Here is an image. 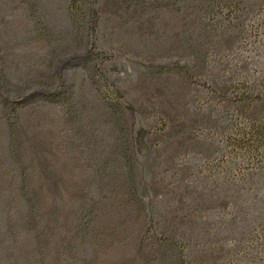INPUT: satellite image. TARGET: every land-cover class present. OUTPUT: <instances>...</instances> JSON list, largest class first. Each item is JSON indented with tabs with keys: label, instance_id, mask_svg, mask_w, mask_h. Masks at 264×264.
<instances>
[{
	"label": "rangeland",
	"instance_id": "374dc122",
	"mask_svg": "<svg viewBox=\"0 0 264 264\" xmlns=\"http://www.w3.org/2000/svg\"><path fill=\"white\" fill-rule=\"evenodd\" d=\"M97 9L90 40L68 0H0V264H161L165 237L187 264H264V167L230 144L264 119V0ZM64 82L71 107L18 106Z\"/></svg>",
	"mask_w": 264,
	"mask_h": 264
},
{
	"label": "trees",
	"instance_id": "16d2710c",
	"mask_svg": "<svg viewBox=\"0 0 264 264\" xmlns=\"http://www.w3.org/2000/svg\"><path fill=\"white\" fill-rule=\"evenodd\" d=\"M99 0H68V14L73 21V24L83 25L87 30V35L91 40L97 33V19L99 12L97 4ZM40 21L39 19L36 20ZM94 59L95 68L101 73H104L100 62V52L95 50V45L91 41V45L87 47L83 60ZM100 92L103 94L104 101L109 109V115L113 122L118 136L117 140L121 147V154L125 160L128 169L129 180L133 187V193L137 195L135 187V174L133 156L129 144L128 126L124 120L122 105L118 94L115 93V98L111 99L106 95L105 91L101 90V86L95 80L92 81ZM118 97V99H117ZM35 100H43L48 103L62 104L66 107L72 105V91L70 84L64 82L58 90L54 91H37L35 93L22 98L18 106H23ZM16 111V110H15ZM15 114H13L14 116ZM238 152H242L247 156L248 163L252 170L264 167V119L252 118L241 128L235 132L231 143ZM158 254L161 264H187L186 253L181 242L174 237H165L160 240L158 245Z\"/></svg>",
	"mask_w": 264,
	"mask_h": 264
}]
</instances>
